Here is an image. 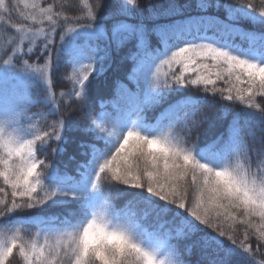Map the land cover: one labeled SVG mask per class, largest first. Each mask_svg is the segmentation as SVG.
<instances>
[{
  "label": "snow or ice",
  "instance_id": "snow-or-ice-1",
  "mask_svg": "<svg viewBox=\"0 0 264 264\" xmlns=\"http://www.w3.org/2000/svg\"><path fill=\"white\" fill-rule=\"evenodd\" d=\"M20 3L27 23L12 24ZM192 6L84 0L70 16L55 2L0 0V27L14 32L0 75L41 83L28 105L47 108L0 104V264H264V0ZM117 58L131 66L100 97ZM36 116L55 119L25 127ZM225 121L210 139L200 132Z\"/></svg>",
  "mask_w": 264,
  "mask_h": 264
},
{
  "label": "trees",
  "instance_id": "trees-1",
  "mask_svg": "<svg viewBox=\"0 0 264 264\" xmlns=\"http://www.w3.org/2000/svg\"><path fill=\"white\" fill-rule=\"evenodd\" d=\"M33 1V0H32ZM6 3H15L16 0H5ZM37 2L47 5V3H53L55 2L57 6L59 7L60 5L64 6L65 9V14L70 15V16H75V15H82L80 12V9L84 8V0H37ZM89 4H94L95 0H87ZM167 2V0H139V6L144 7L148 4L152 5H163ZM227 2L233 3V4H239L241 3V0H227ZM192 3V8L189 9V12L195 14L196 13V8H195V0H191ZM256 4L260 3V0H255ZM21 12V7L18 6L17 9L12 11V20L10 23L12 24H24L27 23L22 19V17L19 15ZM0 15L5 17V20H7V15L3 12L0 11ZM7 25H4L6 27ZM4 27H0V50L3 49V46L8 38H10L12 35H14V32L12 31H5ZM242 27L245 30H251L255 28L257 30V34H259V27L258 25H254L249 22H245ZM58 39V37H57ZM236 43L240 44L241 40L239 37L236 38ZM175 50V49H173ZM35 62V58H33V61H30V63ZM131 66V61H121L119 58H117L116 63L113 64L111 70H109L106 75H104L100 80L96 82V94L100 97H110L112 96V86L113 82L116 79H123L124 74L126 71L129 70V67ZM69 69V73H70ZM71 89V84L67 82V79H65V82L63 85H58L55 84L53 85V91L59 94L60 91H69ZM0 99H3L4 101H8L10 103H19L20 105L23 106H28L30 108V111L28 112L29 116H33L34 114L37 113H46L47 108L43 103H35L32 105H28V100L31 99L32 101H37L40 100L43 95H44V87L41 83L37 82L34 79L29 78L27 75H17L16 73H10V74H3L0 75ZM258 100L260 99L259 97L257 98ZM4 101L0 100V104H2ZM62 110L63 109V106ZM75 107V105H74ZM229 108L234 109L236 112H239L241 110H244L243 105H238V104H229ZM108 111H111V109H108ZM159 109L156 110H150L147 113V116L149 118V122L154 123L152 121V116L158 112ZM207 111V109H206ZM183 113H181V116ZM209 116L211 117L212 121H215V116H216V110H211L209 111ZM230 118V117H229ZM55 119V117H48L47 119H40L39 116H36L35 119L32 120L31 125H29L27 122H25V127L33 126V127H39L42 130H47L48 125ZM226 125V121L221 123V122H215L212 126H210L208 123H205L202 125L200 132L205 133V139H210L221 132L224 131ZM182 125H177L175 131L178 134L183 135L181 132ZM260 133L257 132V136H259ZM242 139L245 141L249 140V137L245 134L242 136ZM56 145L53 144L52 147H55ZM45 151L48 153L47 157L41 156V158H45L46 162H51L53 160V154H52V149L47 148ZM76 151V146L75 144H69L67 146V152L65 155L62 157L61 163H68L69 168L73 166V162L68 161V155L72 154L73 152ZM253 167H255V163L253 164ZM2 183V182H0ZM107 191V189H106ZM9 195H8V200L9 202L11 201V195H10V189L8 190ZM3 195V194H0ZM111 203L114 205L115 210L119 211L123 208V204L120 200L117 199H112ZM38 210H31V212H36ZM30 214L29 211H24L18 213V215L24 216ZM17 227H23L26 228L28 232L30 233H36L39 231V229L34 226V225H16ZM15 264V262H14Z\"/></svg>",
  "mask_w": 264,
  "mask_h": 264
},
{
  "label": "rangeland",
  "instance_id": "rangeland-1",
  "mask_svg": "<svg viewBox=\"0 0 264 264\" xmlns=\"http://www.w3.org/2000/svg\"><path fill=\"white\" fill-rule=\"evenodd\" d=\"M33 1L32 0H28V3L29 4H31ZM18 6H20L21 7V12H26V11H29V9H24V7H23V4L22 3H20ZM2 12V11H1ZM0 93H2V92H0ZM0 100H2V101H4L3 99H0Z\"/></svg>",
  "mask_w": 264,
  "mask_h": 264
}]
</instances>
